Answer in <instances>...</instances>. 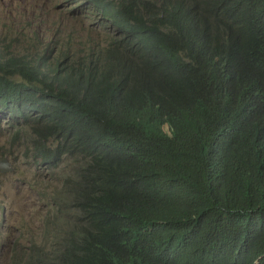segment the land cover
Listing matches in <instances>:
<instances>
[{"label":"trees","instance_id":"16d2710c","mask_svg":"<svg viewBox=\"0 0 264 264\" xmlns=\"http://www.w3.org/2000/svg\"><path fill=\"white\" fill-rule=\"evenodd\" d=\"M78 4L105 45L0 28V115L75 164L13 264H264V0Z\"/></svg>","mask_w":264,"mask_h":264},{"label":"rangeland","instance_id":"374dc122","mask_svg":"<svg viewBox=\"0 0 264 264\" xmlns=\"http://www.w3.org/2000/svg\"><path fill=\"white\" fill-rule=\"evenodd\" d=\"M28 1L30 0H0V23L13 24L14 33L18 36L21 30L16 28L17 21L9 12L12 7L26 8L25 3ZM43 2L50 12H54L56 19L69 18L61 27L62 36L72 25L76 33L72 40L76 45L87 39L93 40L99 46L105 45L110 31L84 17L81 12L84 9L80 10L78 0ZM27 9L32 15L37 13L31 7ZM37 15L39 19L45 20L44 14L38 12ZM0 28L2 31V25ZM32 31L40 40V49H43L44 36L37 33L36 27ZM15 51L17 53V48ZM13 123L7 116H0V156L8 155L15 166L14 171H10L9 166L12 165L7 161L5 171H0V205L5 207L3 210L0 209V218L4 217L5 220V224L0 222V264H12V256H23L32 240L35 243L39 241L44 216L51 218L50 212L58 211L61 214L64 211V209L59 211L58 205L50 202L62 180L72 175L75 165L72 158H67L53 170L41 166L28 150L30 129L26 127L18 129Z\"/></svg>","mask_w":264,"mask_h":264},{"label":"clouds","instance_id":"9594fccd","mask_svg":"<svg viewBox=\"0 0 264 264\" xmlns=\"http://www.w3.org/2000/svg\"><path fill=\"white\" fill-rule=\"evenodd\" d=\"M33 1H36V2L32 3ZM25 6H27V7L26 8L25 7H14L13 12L10 11L9 13L11 14V16L13 18L16 19V21L28 20V19H30L32 17H35L36 23H39V24L43 23V28L42 27H39L38 29L36 28L37 33H39L42 36H44L43 49L45 50V52H49V53L51 52L54 55H59V51L51 43V40L56 42V40H60L61 37L62 38L64 37L67 40L74 39V36L76 35V33L72 29V25H71V29L65 35L62 36L60 34L61 27L65 25V22L67 20H69V18L61 17V18L56 19L54 12H50L46 8V5L44 4L43 0H30L27 3H25ZM30 7L33 8V10L35 12H37V13H35L34 15L30 14L29 13L30 12L29 9H27V8H30ZM21 9H25L26 13L23 14V15L20 14V10ZM38 12L45 15V20L44 19H39V15H37ZM9 24H10V27L6 28V29L3 28L2 31L6 30L7 33H8L9 38H11V39H15L17 41L22 40L23 39L22 36L25 35V31L22 30L19 25H16V28L21 30V32L19 33L20 35L18 36V35H16L14 33L13 24H11V23H9ZM72 31H74V32L72 33ZM50 32H51V34H50ZM71 35H72V38H71ZM0 51H1L0 55H2L1 57H3L2 59H3L4 62L11 63V64L14 63V61L16 60V56H15L13 51H5L3 49V47H1V46H0ZM39 52L42 55H44V53L41 51L40 47H39ZM30 55H31V57L34 58V60H33L34 63L39 62V55L37 53H31L28 56H30ZM23 62H25V64H29V62L27 60H25ZM42 62L43 61L41 60L39 63H42ZM32 67H34V66L32 65ZM0 68H7V67L0 66ZM0 116H2V115H0ZM3 156H6V155H1L0 158H2ZM9 162L12 164V166L14 165V163L11 161V159H10ZM14 169H15V166H14ZM2 208L4 209L5 207L0 205V209H2ZM0 222L5 224L4 217L0 218ZM42 223H43V220H42ZM42 230H43V225L41 227V236H40V238L42 237ZM32 243H35V242H33V240L30 242V245L26 249V251H25L23 256H19V257L12 256V264H13V258L19 259V258H23L26 255V253H27V251L30 248ZM40 243H41V239H39V241H37L36 244H40Z\"/></svg>","mask_w":264,"mask_h":264},{"label":"water","instance_id":"95a60500","mask_svg":"<svg viewBox=\"0 0 264 264\" xmlns=\"http://www.w3.org/2000/svg\"><path fill=\"white\" fill-rule=\"evenodd\" d=\"M13 10H14V7H12L11 9H10V11L11 12H13ZM26 13V10L25 9H21L20 10V14H25ZM0 171H5V165H6V163H7V161H10V158H9V156H3L2 158H0ZM8 165H9V163H8ZM12 165V164H11ZM9 170L11 171V170H14V165H13V167L11 166H9Z\"/></svg>","mask_w":264,"mask_h":264}]
</instances>
